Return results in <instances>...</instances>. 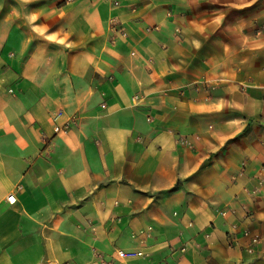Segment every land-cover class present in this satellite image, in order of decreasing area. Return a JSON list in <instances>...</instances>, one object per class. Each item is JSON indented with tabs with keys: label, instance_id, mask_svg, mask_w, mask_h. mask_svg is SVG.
I'll return each mask as SVG.
<instances>
[{
	"label": "crops",
	"instance_id": "obj_1",
	"mask_svg": "<svg viewBox=\"0 0 264 264\" xmlns=\"http://www.w3.org/2000/svg\"><path fill=\"white\" fill-rule=\"evenodd\" d=\"M231 1L0 0V264H264V38Z\"/></svg>",
	"mask_w": 264,
	"mask_h": 264
},
{
	"label": "rangeland",
	"instance_id": "obj_2",
	"mask_svg": "<svg viewBox=\"0 0 264 264\" xmlns=\"http://www.w3.org/2000/svg\"><path fill=\"white\" fill-rule=\"evenodd\" d=\"M230 4L233 8L229 9V13L231 16L235 14L238 28L242 27L247 32L251 30L255 41L264 38V0H234ZM253 52L254 55L256 50Z\"/></svg>",
	"mask_w": 264,
	"mask_h": 264
},
{
	"label": "built area",
	"instance_id": "obj_3",
	"mask_svg": "<svg viewBox=\"0 0 264 264\" xmlns=\"http://www.w3.org/2000/svg\"><path fill=\"white\" fill-rule=\"evenodd\" d=\"M113 1V0H112ZM114 4L117 6L119 3L114 2ZM109 28L111 32V38L113 41H116L119 38L126 37V32L123 29L120 22H118L115 19H112L109 23ZM182 145L185 146V142H182ZM7 203L10 205H14L17 202V199L14 194L10 195L6 199ZM224 215V214H223ZM248 233L245 234L247 236ZM258 239H253V244H258ZM99 258V264H116V263H129L130 261H134L137 259L146 258V254H144L142 251H117L116 255L110 259H105L104 256L98 255Z\"/></svg>",
	"mask_w": 264,
	"mask_h": 264
}]
</instances>
